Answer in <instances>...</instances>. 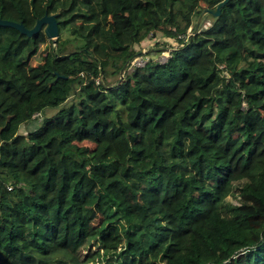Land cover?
Returning a JSON list of instances; mask_svg holds the SVG:
<instances>
[{
	"label": "trees",
	"instance_id": "trees-1",
	"mask_svg": "<svg viewBox=\"0 0 264 264\" xmlns=\"http://www.w3.org/2000/svg\"><path fill=\"white\" fill-rule=\"evenodd\" d=\"M222 1L0 0L60 29L0 28V264H264V0Z\"/></svg>",
	"mask_w": 264,
	"mask_h": 264
},
{
	"label": "water",
	"instance_id": "water-1",
	"mask_svg": "<svg viewBox=\"0 0 264 264\" xmlns=\"http://www.w3.org/2000/svg\"><path fill=\"white\" fill-rule=\"evenodd\" d=\"M229 1L230 0H223L214 9H208V8L202 9L201 14L197 20L195 30L199 29L202 23V20L206 15L219 18L222 12V8L227 3H229ZM57 17L58 15L46 14L41 19H38L35 25L33 26V28L31 29L27 28L22 23L0 19V28H13L17 30L18 32H20L21 35H25L29 38L35 36L36 34L40 32H43L49 40H53L54 43H56L57 39L60 36V29H59V23H58ZM126 69L127 67L125 66L121 72V78L123 77L124 71ZM60 77H63V76H60Z\"/></svg>",
	"mask_w": 264,
	"mask_h": 264
},
{
	"label": "rangeland",
	"instance_id": "rangeland-1",
	"mask_svg": "<svg viewBox=\"0 0 264 264\" xmlns=\"http://www.w3.org/2000/svg\"><path fill=\"white\" fill-rule=\"evenodd\" d=\"M67 36H68V32L64 31L62 37L65 38ZM176 46H178V43L175 40L158 37L156 39H151L148 43H145L142 47H140V49L146 51L147 54H149L150 58H152L151 56H153L155 57L154 60L165 62L169 57L170 48ZM45 49H46V45H42L40 47L38 54L32 59L31 65H36L41 61ZM154 49L161 50V52H154L155 51ZM149 56H147L148 59ZM53 112H54L53 110H48L45 114H42L40 118L32 120V122H30L28 125H25L21 128V133L26 134L27 132L36 130L41 126L42 119L45 116H50L51 114H53ZM263 221H264V208L261 209V214L259 216L252 219V223L255 225H259Z\"/></svg>",
	"mask_w": 264,
	"mask_h": 264
},
{
	"label": "built area",
	"instance_id": "built-area-1",
	"mask_svg": "<svg viewBox=\"0 0 264 264\" xmlns=\"http://www.w3.org/2000/svg\"><path fill=\"white\" fill-rule=\"evenodd\" d=\"M148 62H150V60L148 59V57L145 54H143V55L138 56L137 58L134 59V61L132 62V66H144ZM41 116L42 115L40 113H37L34 116V119L40 118Z\"/></svg>",
	"mask_w": 264,
	"mask_h": 264
}]
</instances>
